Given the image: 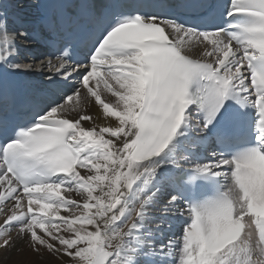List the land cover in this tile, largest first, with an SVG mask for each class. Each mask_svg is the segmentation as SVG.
<instances>
[{
  "label": "snow or ice",
  "instance_id": "1",
  "mask_svg": "<svg viewBox=\"0 0 264 264\" xmlns=\"http://www.w3.org/2000/svg\"><path fill=\"white\" fill-rule=\"evenodd\" d=\"M11 7L0 253L264 264V0H33L27 23Z\"/></svg>",
  "mask_w": 264,
  "mask_h": 264
},
{
  "label": "bare ground",
  "instance_id": "2",
  "mask_svg": "<svg viewBox=\"0 0 264 264\" xmlns=\"http://www.w3.org/2000/svg\"><path fill=\"white\" fill-rule=\"evenodd\" d=\"M11 2L13 4V7H11L10 9V13H9L10 17L15 16V17H19L20 19L33 18L35 14L34 11L36 10L30 7V5L33 3V0H11ZM33 81L35 80L33 79ZM91 110L95 112V108ZM98 123L103 124V121L102 120L98 121ZM85 126H90V125L86 122ZM45 256L48 257L47 255ZM48 258L52 260L53 263L55 261L59 263L58 260H55L51 257ZM35 259L36 256L33 255L31 252H28L27 250H25L23 253H11V254H9L8 252L0 253V264H35Z\"/></svg>",
  "mask_w": 264,
  "mask_h": 264
},
{
  "label": "rangeland",
  "instance_id": "3",
  "mask_svg": "<svg viewBox=\"0 0 264 264\" xmlns=\"http://www.w3.org/2000/svg\"><path fill=\"white\" fill-rule=\"evenodd\" d=\"M46 259H48V260H46ZM35 264H59V263H57L56 261L53 263L52 260H50L48 257L45 256V258H43V259L36 257Z\"/></svg>",
  "mask_w": 264,
  "mask_h": 264
}]
</instances>
